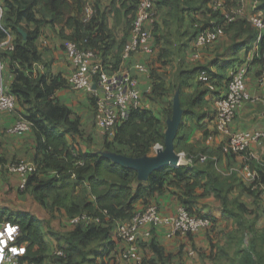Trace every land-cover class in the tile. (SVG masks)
<instances>
[{
    "label": "trees",
    "instance_id": "trees-1",
    "mask_svg": "<svg viewBox=\"0 0 264 264\" xmlns=\"http://www.w3.org/2000/svg\"><path fill=\"white\" fill-rule=\"evenodd\" d=\"M0 1L3 9L0 17V42L10 33L15 44L13 50L0 48V57L7 58L12 66L14 80L10 92L17 98L16 111L19 109L21 118L32 122V129L37 138L36 154L33 159L37 168L29 174L24 191L34 192L37 199L52 210L64 209L68 217L88 213L99 216L102 220V224L80 223L73 230L66 232L52 231V236L58 239L59 248L64 253L59 255L56 252L51 254L52 246L41 219L27 212L0 209V221L9 220L20 226L19 242H24L27 246V252L20 257L22 264H85L87 261L91 264H112L110 256L117 248L112 234L115 222L131 219L136 211L156 202L160 195L183 182H186V190L182 202L192 214L204 216L194 209L198 199L197 189L204 185L206 192L214 191L222 202L223 211L238 221L242 227L241 232L247 238L248 246L247 254L239 264H263L256 244L259 242L257 236L264 240V235L259 233L256 222L248 224L246 221L248 215L256 212L240 198L231 197L237 182L255 198L260 197L259 189L246 187L238 174L237 177L236 174L228 176L219 172L217 160L212 158L214 155L206 151L194 153L188 149V134L182 133V124L175 141L176 150L196 156L194 164L162 167L155 170L147 180L139 179L137 170L114 162L103 152L113 151L142 157L150 154L157 144L164 145L167 126L160 115L152 109L144 106L132 109L114 128L113 136L108 134L105 137L102 149L84 150L81 147V142L86 141L82 121L78 116H74L71 107L58 100L56 96L60 89L69 84L68 79L61 74L40 70L38 65L43 64L41 63L43 59L36 41L41 26L48 24L58 26L63 38L95 50L107 66L109 56L117 44L115 28L109 25L108 11L95 2L93 12L89 16L86 11L88 0ZM260 1L262 3L257 7L258 10L264 9V0ZM140 2L141 0L112 2L111 12L115 13L116 24H119L123 17L127 18L129 34ZM153 2L154 16L156 8H168V14L164 19L168 33L159 34L160 27L157 21L153 30L156 32L158 43L166 42L167 45L162 50L163 64H168L171 58L170 45L175 41L172 39L173 29L180 34L179 37L187 38L188 47L193 46L199 30L214 24L224 25L225 34L234 31L235 34L240 32L249 37L258 35V30L247 17L227 23L225 14L213 8H209L213 22L205 23L192 17L190 23H186L188 15L208 8L211 0H153ZM226 4L230 9L231 0H226ZM262 17L264 18V15ZM31 24L36 27L30 28ZM186 25L190 27L186 28ZM20 29L27 32L26 38ZM127 42L121 46L122 54ZM260 48L264 52V34ZM199 70V67L193 70L191 78ZM205 74L207 79L212 76L207 69ZM152 77L153 89L149 96L156 100L166 92V81L157 69L152 73ZM199 82L202 84L206 80L200 79ZM204 93L199 90L195 96L186 98V101L180 94L182 107H186L185 116L193 113L196 105L203 102ZM96 98L93 94L91 99L94 103ZM166 110V116L173 114L172 105ZM87 139V142H91L90 137ZM231 152L236 153L232 149ZM202 154L207 156L205 161L199 159ZM216 155L217 159L220 158V153ZM259 174L260 181L264 182V173L260 171ZM205 216L212 219L211 227L214 229L216 218ZM102 241H105L102 249L93 250L91 245ZM147 247L150 253L144 251V264L171 262V254L167 253L154 230ZM91 254L93 257L89 258Z\"/></svg>",
    "mask_w": 264,
    "mask_h": 264
},
{
    "label": "crops",
    "instance_id": "crops-1",
    "mask_svg": "<svg viewBox=\"0 0 264 264\" xmlns=\"http://www.w3.org/2000/svg\"><path fill=\"white\" fill-rule=\"evenodd\" d=\"M95 2H98L102 9L108 11L109 25L111 28H115L117 37V44L109 56L107 68L111 71H128L138 77L139 87L143 93L142 105L158 113L164 120L167 114L166 109L170 107V104H174L175 96L179 95L181 101L180 94H182L186 101V98L189 99L195 96L199 90L204 91L203 102L196 105L193 113L183 116L182 133L188 134V149L194 153L206 151L214 155L212 158L217 160V170L224 175L236 174L237 177L240 176L239 172L232 171V168H241L246 162L253 169H258V174L260 171L264 173V139L252 145L243 153L233 154L229 148L228 135L220 133L215 122L217 100L220 96L225 95L228 90L229 70L232 65L242 64L249 65L246 77L247 90L254 100L245 102L239 108L232 128L242 130L264 129V84L260 80L264 76V57L253 49L257 44L258 35L249 37L240 32H237V34L234 31L226 33L220 37L222 39L202 48L201 57L196 58L193 53V46H187V38L179 37L180 34L173 29L172 39H175V41L170 45L171 58L168 64H163L161 63L162 50L167 45L165 39V43H158L156 32L153 30L155 21H157L160 27L159 34L166 35L165 33H168V29L164 24L168 8L159 7L155 9L154 19L147 21V27L152 32L151 44L154 51L150 54L134 53L129 59H123L121 46L124 42H127L126 40L130 36L128 20L123 17L121 22L116 24L115 13L111 12L113 0H88L87 13L93 12ZM231 2V7L236 2V6L246 8L247 18L256 14L264 15V9H257L262 3L260 0H231ZM209 8H212V0L209 2L208 8H203L191 16L188 15L186 23L189 24L192 17L205 23L213 22ZM35 27L34 24L30 25L32 29ZM185 27H190V25ZM256 30L258 29L256 28ZM60 31V27L52 24L41 26L36 43L43 64H39L38 67L42 72L61 74L68 79L74 71V66L66 55L67 40L60 35ZM0 63L4 64L0 75L4 78L6 85L11 88L14 73L10 61L7 58L0 57ZM136 63L143 64L146 70L137 69ZM198 67L200 70L191 78V72ZM155 69L163 75L166 81V92L156 100L151 99L149 96L153 89L152 73ZM206 69L212 73V76H209L206 82L200 84L199 77L202 73H205ZM56 96L58 100L71 107L74 116H78L82 121L86 141L81 142V147L84 150L102 149L105 137L108 134L113 136L114 133L97 126L95 118L96 103L91 99L93 94L86 89H73L68 84L60 89ZM183 109L185 111L186 107H183ZM21 117L22 114L19 109L13 113H0V209H7L12 212H27L41 219L44 231L48 234L52 252H55L59 247V241L55 236H52V231L62 232L73 229L67 211L48 208L47 205L37 199L34 192L22 189V174L10 172L7 169V165L15 161H28L36 164L33 159L36 154L37 138L33 129L18 134L9 131V128ZM168 117L166 116L167 119ZM167 119L164 120L166 126ZM87 130H94L98 133H87ZM206 132H208L207 135ZM88 137H90L91 142H87ZM126 150H128V147ZM217 153H220L218 159ZM154 154H156L155 146L150 152V155ZM243 181L246 187L250 186V180ZM238 183H236V188L231 194L232 198L235 195L240 197V194L255 198ZM185 184L186 182H183L171 187L165 194L160 195L154 203L159 204L165 213H176L181 206H184L182 196L185 194ZM237 188H240V190L236 193ZM197 194L198 199L194 209L201 215L214 216L216 227L212 231L205 229L194 234L176 235L174 237L166 235L167 227H156L154 234L165 246L167 253L171 254L172 258L169 264H192L197 261L204 264L208 260L215 261L217 264H224L221 262L224 257L230 258L234 264H239L243 256L236 255L235 233L240 228L237 226V228H230V225L236 224V222L223 211L222 202L216 197L214 191L206 192L203 185L197 189ZM244 202L247 204L246 200ZM252 205L251 202L247 204L249 208L253 209L254 205ZM48 226L51 228H48ZM64 226H68V228H63ZM145 229L143 227L141 230L140 242L143 251L147 250L146 252L150 253L147 243L151 241V237L145 235ZM237 240L243 242L241 238H237ZM246 241L247 238H245L244 243Z\"/></svg>",
    "mask_w": 264,
    "mask_h": 264
},
{
    "label": "built area",
    "instance_id": "built-area-1",
    "mask_svg": "<svg viewBox=\"0 0 264 264\" xmlns=\"http://www.w3.org/2000/svg\"><path fill=\"white\" fill-rule=\"evenodd\" d=\"M212 8L225 14L227 23L238 18L246 17L243 7L228 8L226 0H212ZM2 5L0 1V17L2 16ZM91 13H88L90 16ZM154 16L153 0H141L136 16L134 18L130 38L126 43L122 57L129 59L134 53L150 54L154 51L151 44L152 32L147 27V21ZM248 19L259 30L257 44L253 48L256 53L264 57L261 51L260 41L264 32V18L256 14ZM225 34V27L214 24L199 30L193 41V53L196 58L201 57V50L206 46L214 44ZM15 44L13 36L8 33L0 42V48L13 50ZM66 55L74 66V71L68 78L69 85L73 89H86L96 95V124L98 127L113 132L118 123L127 117L132 109L142 105L143 93L139 87L138 77L128 71H111L102 62L98 53L90 48H84L79 43L68 40L66 42ZM249 60L252 61L251 58ZM136 68L145 71L143 64L136 63ZM4 64L0 63V71ZM249 65H232L229 70V81L227 93L217 100V111L215 122L218 131L228 135L229 146L236 153L247 151L252 145L264 139V129L242 130L233 129L232 124L236 119L239 108L247 101L254 100L247 90L246 77ZM207 80L205 73L199 77ZM264 84V76L260 78ZM17 109V98L10 92V88L0 75V113H13ZM33 128L32 122L26 118H20L9 128L11 133H23ZM163 145L155 146L156 152ZM179 161L175 166L194 164V155H188L185 151L178 152ZM200 161H205L207 156H199ZM37 165L28 161H15L7 165L10 172H18L23 175L22 189L27 185L28 176ZM239 172L243 180H250V186L259 189L262 196L264 212V182L259 179V174L253 170L249 163H244L241 168H232ZM70 223L78 225L102 224L99 216L81 213L69 218ZM115 237L117 248L110 257L112 264H144L145 253L140 242V233L145 229V235L152 237L156 227H167V236L189 235L208 229L212 225V219L206 216L192 214L187 207L181 206L176 213H165L159 204L152 203L135 212L129 220L115 222ZM20 226L9 220L0 221V264H22L20 257L27 252L24 242H19ZM63 255V250L55 251ZM53 264V263H51Z\"/></svg>",
    "mask_w": 264,
    "mask_h": 264
},
{
    "label": "water",
    "instance_id": "water-1",
    "mask_svg": "<svg viewBox=\"0 0 264 264\" xmlns=\"http://www.w3.org/2000/svg\"><path fill=\"white\" fill-rule=\"evenodd\" d=\"M20 32L27 37V32L20 29ZM184 109L179 95L175 96L173 114L167 119L166 139L162 148L154 155L134 157L113 151H105L103 154L114 162L131 167L138 171L139 179L147 180L155 171L168 165H175L179 161V154L176 150V138L183 121Z\"/></svg>",
    "mask_w": 264,
    "mask_h": 264
},
{
    "label": "rangeland",
    "instance_id": "rangeland-1",
    "mask_svg": "<svg viewBox=\"0 0 264 264\" xmlns=\"http://www.w3.org/2000/svg\"><path fill=\"white\" fill-rule=\"evenodd\" d=\"M233 5L234 6L233 7H230V8L243 7V6H236L237 5L236 2ZM231 6H232V4H231ZM220 39H222V38H219V40ZM165 105H167V104H165ZM170 105H172V104H170ZM172 109H173V105H172ZM165 119H167L166 116L164 117V120ZM88 132H91V133L93 132L94 134H97L98 133V132H95L94 130L93 131H88L87 130V133ZM253 170L258 171V169H255V168ZM239 190H240V188H237L236 189V193ZM235 196L238 197V198H240L242 201L246 200L247 201V204H248V202H251L254 205V208L252 210L255 211L256 214L248 215L246 221H247L248 224L251 223V222H254V223L256 222L257 227L259 228V233H261V234L264 235V213H263V202H262V196H261V194H260V197L258 196L257 198L247 197V196H244V194H240V197L237 196V195H235ZM235 222H236L237 225L235 223L234 224H231L230 225V228H237V227L238 228H242L240 226V224L238 223V221H235ZM71 225L73 226L72 227L73 229L76 227V225H73V224H71ZM114 227H115V225H114ZM48 228H51V227L48 226ZM63 228H68V226H64ZM212 230H213V228L211 227V228H208L207 231H212ZM66 231L67 230L62 231V232H66ZM112 234H113V239H114V237H115V229H114V231H113ZM235 234H236V255H238V256L242 255L243 257H245L246 254H247V248H248L247 244L244 243L245 235H243V233L241 232V230H236V233ZM237 238H241V240L243 241L242 242L243 244L240 241H238ZM257 240L259 241L256 244L257 249L259 251V253L258 252L257 253L258 254H261L259 256H260V259L262 260V263L264 264V240L260 239V236H257ZM104 244H105V241L96 242L93 245H91V247H93V250H101ZM58 249H60V248L58 247ZM51 254H52V250H51ZM92 257H93L92 254L89 255V258H92ZM221 262H223L224 264H234L233 261L230 258H228V257H224L221 260ZM85 264H91V262L87 261ZM192 264H200V263H198V261H197V262H193ZM204 264H217V263L215 261L212 262V260H208L207 263H204Z\"/></svg>",
    "mask_w": 264,
    "mask_h": 264
}]
</instances>
